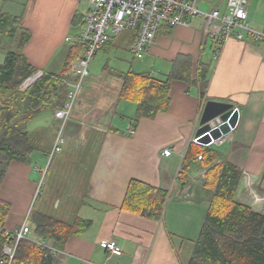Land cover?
<instances>
[{
    "label": "crops",
    "instance_id": "1",
    "mask_svg": "<svg viewBox=\"0 0 264 264\" xmlns=\"http://www.w3.org/2000/svg\"><path fill=\"white\" fill-rule=\"evenodd\" d=\"M202 1L207 10L225 11L226 0L215 4ZM259 5L261 2L250 0L246 6L247 20L255 29L264 28ZM88 9V0H0V13L19 16L20 24L30 33L22 47L16 43V50L36 69L50 73L60 71L73 43L66 38L73 40L79 35ZM133 40V30L124 31L113 36L101 51L124 48L131 52ZM213 48L198 17L191 18L187 26L159 28L142 58L163 60L168 73L178 55L188 56L192 79L200 64L208 65L204 96H200L196 85L173 80L168 109L153 118H140L132 132L135 104L118 99L119 79L83 83L63 129L64 142L50 159L59 121L52 109L42 110L32 119L35 124L29 128L30 121L27 128L42 137L44 154L26 163L13 161L5 171L0 198L10 204V212L4 228L18 227L28 217L40 184L37 173L45 177L55 160L46 204L38 211L52 209L58 212L57 218L66 221L79 216L90 220V225L62 246L46 241L56 250L53 264H186L207 205L198 189L200 170L191 169L188 183L181 189L179 169L209 100L238 109L236 126L216 148L220 161L242 171L236 200L264 214L263 44L248 37H231L222 44L216 58ZM86 148L90 151L88 166L72 174V165L83 163L77 151L82 154ZM166 148L171 149L169 155L162 152ZM132 179L167 190L158 219L121 209ZM29 238L35 240L32 233ZM101 240H115L118 252L101 248Z\"/></svg>",
    "mask_w": 264,
    "mask_h": 264
},
{
    "label": "trees",
    "instance_id": "2",
    "mask_svg": "<svg viewBox=\"0 0 264 264\" xmlns=\"http://www.w3.org/2000/svg\"><path fill=\"white\" fill-rule=\"evenodd\" d=\"M73 20L75 22L77 16ZM3 38L14 40L22 47L29 40L30 33L20 24L19 16L0 13V40ZM82 50L81 44L73 42L68 47L60 71H43L44 74L25 90H20L19 86L38 69L17 50L8 51L0 62V187L9 163L29 162L35 151H42V137L28 130L27 125L42 110L54 111L63 105L68 90L65 81L70 79L65 72ZM207 73L208 65L200 64L196 78L192 79L189 57L178 55L163 78L148 71L136 72L132 69L118 74L121 81L118 99L135 104L130 131L140 118H153L158 112L168 109L173 80L196 85L203 97ZM198 155H201V160L197 159ZM194 167L198 170L205 168L198 189L205 197L207 209L186 264H264V214L235 198L242 171L231 163L220 161L216 147L190 143L179 169L181 189L187 185L188 174ZM167 195V190L163 188L132 179L121 209L158 219ZM33 207L27 222L35 240L18 241L14 264H53L54 257L38 245L37 240L62 246L71 237L83 232L90 225V220L75 216L66 221ZM9 212L10 204L0 198V257L3 246L13 243V238L5 234L4 228Z\"/></svg>",
    "mask_w": 264,
    "mask_h": 264
},
{
    "label": "built area",
    "instance_id": "3",
    "mask_svg": "<svg viewBox=\"0 0 264 264\" xmlns=\"http://www.w3.org/2000/svg\"><path fill=\"white\" fill-rule=\"evenodd\" d=\"M249 1L226 0L225 11L220 12L216 8L200 9L198 0H88L89 9L79 35L73 40L66 38L67 41L81 44L83 50L71 63L70 69L65 72V75L70 77L65 81L68 90L63 105L53 111L54 118L59 121V124L49 159L60 150L64 142L63 129L77 103L84 80L89 75L88 66L91 59L113 36L126 30H133L134 40L130 50L135 58L140 59L154 41L160 27L187 26L191 18L198 17L203 22V34L214 44V58L218 57L222 44L231 37L238 40L248 37L262 43L264 50V28L255 29L247 20L246 6ZM43 74V70L35 71L21 83L19 89L25 90ZM221 124L219 116L211 119L208 121L209 130L206 133L218 128ZM233 129L230 128L228 132L211 138L208 143L198 142L197 139L200 136H194L192 143L204 147L220 146L227 140ZM162 152L164 155H169L171 149L166 148ZM197 159L201 160V155H198ZM200 177H203L201 172ZM34 198L35 194L32 201ZM27 219L26 217L18 227L5 229V234L13 238V243L3 246L0 264H14L18 241L28 239L32 233ZM36 243L46 248L54 257L56 250L46 241L37 240ZM99 246L107 252H118L115 240H101Z\"/></svg>",
    "mask_w": 264,
    "mask_h": 264
},
{
    "label": "rangeland",
    "instance_id": "4",
    "mask_svg": "<svg viewBox=\"0 0 264 264\" xmlns=\"http://www.w3.org/2000/svg\"><path fill=\"white\" fill-rule=\"evenodd\" d=\"M208 1L215 4L219 0H208ZM220 1H225V0H220ZM259 2H261V5H259V15H262V14L264 15V0H254V4H257ZM198 7L202 10H207L202 0H198ZM16 49H17L16 41L10 40L8 38L3 39L2 43H0V61L4 59L3 57L8 51H16ZM129 69H132L137 72H147V71L149 72L150 71L155 76H158L160 78H163L164 77L163 73H166L168 71L166 70L167 64L161 59L149 58L148 56L138 59V58H134L132 53L124 48H119L116 50L111 49L110 51H106V52L99 51L91 59L89 66H88L89 75L85 78L84 85L86 84L88 80L95 81V82L97 81L99 83H102L103 81L106 82L108 80H110V83L115 82L116 79H119L117 77L118 74L125 72ZM33 122L34 121L31 120V122L28 125L29 128L35 124ZM126 122H127V119H125V123ZM44 150H45V145H43L42 151H35L32 154L31 159L34 160L36 156H42V154H44L43 153ZM76 156L81 157L83 160V163L81 162V163L72 165L71 167L72 174L82 172L83 169H85L86 165L88 166L89 158H90V151L89 149L86 148L84 149V152H82L81 154V151L78 150ZM52 162L55 163V160H53ZM54 163H53V166H51V169L45 175V177H41L40 172L37 173V180L40 184H39V188L37 189L35 193V198L33 199L31 203V206L34 205L33 208L36 210H39L40 205L46 204L45 196L49 192L50 187H51V181L53 180L55 176ZM81 165L83 167H81ZM41 171L44 172V166L41 167ZM200 172L203 173V177H204L205 168L201 169ZM203 177H201V179ZM255 200H257L256 197H255ZM43 213L45 214L48 213V215H53L54 217H57L55 215H58V212L56 213V211H52V209H49L48 211L47 210L43 211Z\"/></svg>",
    "mask_w": 264,
    "mask_h": 264
},
{
    "label": "water",
    "instance_id": "5",
    "mask_svg": "<svg viewBox=\"0 0 264 264\" xmlns=\"http://www.w3.org/2000/svg\"><path fill=\"white\" fill-rule=\"evenodd\" d=\"M219 116L222 124L211 131L206 133L209 130L208 121ZM238 120V109L232 107L230 104L219 101L209 100L205 103L202 110L199 128L196 131L195 136L198 137L197 141L201 143H208L211 138H216L222 133H226L230 128L236 126Z\"/></svg>",
    "mask_w": 264,
    "mask_h": 264
}]
</instances>
